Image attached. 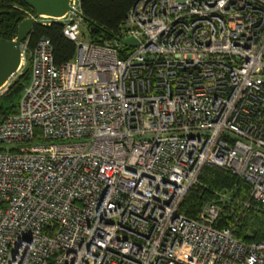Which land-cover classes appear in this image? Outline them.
<instances>
[{
    "label": "built area",
    "instance_id": "2783aa9c",
    "mask_svg": "<svg viewBox=\"0 0 264 264\" xmlns=\"http://www.w3.org/2000/svg\"><path fill=\"white\" fill-rule=\"evenodd\" d=\"M68 6L24 10L59 21L74 55L55 65L47 38L21 43L29 79L0 115V264H264V239L214 226L213 202L178 211L213 166L264 219V0H136L104 43Z\"/></svg>",
    "mask_w": 264,
    "mask_h": 264
},
{
    "label": "trees",
    "instance_id": "16d2710c",
    "mask_svg": "<svg viewBox=\"0 0 264 264\" xmlns=\"http://www.w3.org/2000/svg\"><path fill=\"white\" fill-rule=\"evenodd\" d=\"M135 1L79 0L81 21L87 25L88 41L104 43L114 38L128 9ZM24 10L33 12L22 0H0V38L10 40L15 37L17 24L25 17ZM40 37L49 40L55 65L73 57L74 44L62 34L59 21L51 19L48 24L33 23L25 38L26 53L33 49ZM25 65H28V56ZM28 79L29 68L26 66L0 95V115H9L16 111L18 101L4 105L1 99L8 95L18 99ZM210 202L219 208L214 226L233 225L234 235L246 242L264 239V219L256 203L249 198L248 183L217 167L203 166L195 183L179 203L178 211L187 217L196 218L201 207ZM244 202L248 205L244 206Z\"/></svg>",
    "mask_w": 264,
    "mask_h": 264
},
{
    "label": "water",
    "instance_id": "95a60500",
    "mask_svg": "<svg viewBox=\"0 0 264 264\" xmlns=\"http://www.w3.org/2000/svg\"><path fill=\"white\" fill-rule=\"evenodd\" d=\"M33 11L34 16L44 15L59 18L69 8L68 0H22ZM81 16V14H80ZM82 18V17H81ZM32 17L23 18L16 27L15 37L10 40L0 38V85L14 73L20 61V46L25 40L31 26ZM122 44L135 46L136 38L126 36L120 39Z\"/></svg>",
    "mask_w": 264,
    "mask_h": 264
},
{
    "label": "rangeland",
    "instance_id": "374dc122",
    "mask_svg": "<svg viewBox=\"0 0 264 264\" xmlns=\"http://www.w3.org/2000/svg\"><path fill=\"white\" fill-rule=\"evenodd\" d=\"M78 30L80 31V35H81V38L84 39V40H89V34L87 32V25L83 22V21H80L79 24H78ZM28 67L29 68V64L28 65H25L23 66V68L20 70V73L23 72L24 70V67ZM19 72L18 73H13L11 77H9V79H7V86H9L15 79L16 77L20 74ZM19 99V97H18ZM17 98L13 97V95H8L7 97H3L1 99V102L4 104V105H9L11 103H17L18 101ZM32 143V142H31ZM29 142H21V143H17V144H13L14 147L16 148H20L21 146H26L28 145Z\"/></svg>",
    "mask_w": 264,
    "mask_h": 264
},
{
    "label": "bare ground",
    "instance_id": "6f19581e",
    "mask_svg": "<svg viewBox=\"0 0 264 264\" xmlns=\"http://www.w3.org/2000/svg\"><path fill=\"white\" fill-rule=\"evenodd\" d=\"M42 16H44V15H42Z\"/></svg>",
    "mask_w": 264,
    "mask_h": 264
}]
</instances>
